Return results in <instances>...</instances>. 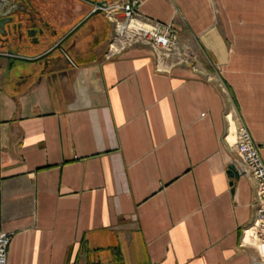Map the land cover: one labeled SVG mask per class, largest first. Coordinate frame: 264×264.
Segmentation results:
<instances>
[{
	"label": "crops",
	"instance_id": "crops-1",
	"mask_svg": "<svg viewBox=\"0 0 264 264\" xmlns=\"http://www.w3.org/2000/svg\"><path fill=\"white\" fill-rule=\"evenodd\" d=\"M127 1L172 24L195 68L161 66L141 44L113 55L104 15L49 62L5 68L7 264H264L242 242L254 184L231 186L223 140L230 113L264 160V0Z\"/></svg>",
	"mask_w": 264,
	"mask_h": 264
},
{
	"label": "built area",
	"instance_id": "built-area-1",
	"mask_svg": "<svg viewBox=\"0 0 264 264\" xmlns=\"http://www.w3.org/2000/svg\"><path fill=\"white\" fill-rule=\"evenodd\" d=\"M103 15L113 26L109 45L113 55L119 56L126 48L141 44L151 49L161 66L185 64L195 68L196 59L183 49L178 32L172 24L141 16L137 5L127 0L104 5ZM224 117L227 121V132L223 140L235 149L237 155L233 165L241 177L254 184L253 216L242 229V242L254 247L259 262L264 263V160L261 158L259 146L239 118L230 113ZM10 241V235L0 233V264H7Z\"/></svg>",
	"mask_w": 264,
	"mask_h": 264
},
{
	"label": "flooded vegetation",
	"instance_id": "flooded-vegetation-1",
	"mask_svg": "<svg viewBox=\"0 0 264 264\" xmlns=\"http://www.w3.org/2000/svg\"><path fill=\"white\" fill-rule=\"evenodd\" d=\"M66 2L69 4L68 8L61 14L54 0H0V54H39L43 51L41 48L45 36L50 37L46 49L55 44L63 36L59 34L63 28L61 26L67 25L75 17V13L71 11L74 0ZM91 9L92 7H87L83 14H88ZM0 64L6 69L9 65L13 68L25 65L23 62L4 59L0 60ZM3 72L0 73V81L5 78Z\"/></svg>",
	"mask_w": 264,
	"mask_h": 264
},
{
	"label": "water",
	"instance_id": "water-1",
	"mask_svg": "<svg viewBox=\"0 0 264 264\" xmlns=\"http://www.w3.org/2000/svg\"><path fill=\"white\" fill-rule=\"evenodd\" d=\"M87 7H92L90 12L86 14L74 27H72L69 31H67L55 44H50L47 49L43 50L41 53L33 55V56H19L16 54H13L11 52L2 53L0 54V60H10V61H16L20 63H36L39 61H42L45 59V62H49V57L52 56L55 52H59L60 54L64 53V46L69 42L71 39L75 38V41L77 42L79 35L78 33L83 30L84 33L88 31V23L95 17L100 16L103 14V8L104 5L101 2H98L97 0H74V3L71 7V11L75 14H82L85 12V9ZM63 25V24H62ZM67 25H63L61 27H65ZM49 36H45L42 41V46L46 47L50 41ZM7 71H11L13 66H8ZM15 68V67H14ZM6 71L4 66H1L0 64V73ZM228 174L231 177L233 186L234 182H237L240 180L241 176L239 175L238 171L236 170L234 165H231L228 168Z\"/></svg>",
	"mask_w": 264,
	"mask_h": 264
},
{
	"label": "rangeland",
	"instance_id": "rangeland-1",
	"mask_svg": "<svg viewBox=\"0 0 264 264\" xmlns=\"http://www.w3.org/2000/svg\"><path fill=\"white\" fill-rule=\"evenodd\" d=\"M111 31L113 30V26L111 25ZM50 57H53V56H50ZM45 62V59L44 60H42V61H39V62H36V63H25V65L24 66H28V65H30V66H33V68H35V66H38V65H40L41 63H44ZM16 67H22V66H16ZM15 67V68H16ZM247 127V126H246ZM248 129V128H247ZM250 132V131H249Z\"/></svg>",
	"mask_w": 264,
	"mask_h": 264
}]
</instances>
